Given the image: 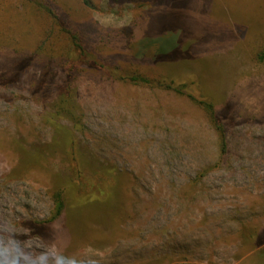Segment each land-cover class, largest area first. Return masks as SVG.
<instances>
[{"label":"rangeland","instance_id":"1","mask_svg":"<svg viewBox=\"0 0 264 264\" xmlns=\"http://www.w3.org/2000/svg\"><path fill=\"white\" fill-rule=\"evenodd\" d=\"M93 20L101 32L89 44L112 67L130 63L153 78L163 74L154 57L178 46L166 68L184 62L183 74L199 75L227 154L186 97L86 74L73 92L85 127L76 136L123 174L124 217L83 208L45 223L66 165L51 153L24 172L25 152L50 143L44 117L62 74L53 70L39 103L30 84L43 66L7 88L2 77L18 61L0 46V221L34 248L55 243L87 264H264V0H102Z\"/></svg>","mask_w":264,"mask_h":264},{"label":"trees","instance_id":"2","mask_svg":"<svg viewBox=\"0 0 264 264\" xmlns=\"http://www.w3.org/2000/svg\"><path fill=\"white\" fill-rule=\"evenodd\" d=\"M101 1L0 0V46L10 49L8 51L18 61L2 77L5 87L16 85L31 67L43 66L40 77H34L30 84V94L41 103L52 84L53 70L57 69L62 74L63 87L44 117L45 126L52 133L50 143L45 150L25 152L24 172L29 166L45 161V155L51 153L61 156L66 165L65 177L58 176L53 186V217L45 223L62 216L72 218L83 208L100 217H124L123 174L115 167L101 164L76 136L83 135L85 127L75 111L73 92L76 80L86 74H97L123 84L171 91L186 97L206 114L217 135L220 158L227 154L225 130L213 104L201 93L199 75L183 74L182 69L186 68L184 62L179 64L180 68L171 71L166 68L169 64L165 63L164 56L171 58L175 53L178 56L181 51L178 46L171 53L154 57V63L161 67L163 74L153 78L132 69L130 63L126 67H112L111 63L99 57V52L89 42L101 32L93 20L94 11ZM134 7L139 15V9L144 6L137 3ZM171 59L177 61L176 58ZM257 61L264 62V51L258 54ZM204 175L200 174L201 177ZM248 239L252 240V237Z\"/></svg>","mask_w":264,"mask_h":264},{"label":"clouds","instance_id":"3","mask_svg":"<svg viewBox=\"0 0 264 264\" xmlns=\"http://www.w3.org/2000/svg\"><path fill=\"white\" fill-rule=\"evenodd\" d=\"M22 235L11 221H0V264H87L81 256L65 254L55 243L34 248Z\"/></svg>","mask_w":264,"mask_h":264}]
</instances>
